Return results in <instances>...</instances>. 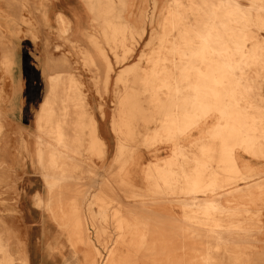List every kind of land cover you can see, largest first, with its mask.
Returning a JSON list of instances; mask_svg holds the SVG:
<instances>
[{"label":"bare ground","instance_id":"1","mask_svg":"<svg viewBox=\"0 0 264 264\" xmlns=\"http://www.w3.org/2000/svg\"><path fill=\"white\" fill-rule=\"evenodd\" d=\"M88 1L95 12L91 25L98 30V36L86 31L85 41L72 42L68 35L70 24L59 14L53 51L48 50L50 42H44L43 57L54 62L46 74V96L34 120V154L45 195L38 191L32 195L34 209L26 207L27 195H20L12 212L21 216L25 226L30 223L29 236L37 222L41 221L42 227L47 221L56 222L70 244L84 248L80 264H155L154 259L159 264H191L192 252L197 253L202 264H264V237L255 235L261 234L262 227L258 221L252 222L251 217L257 213L251 214L243 203L256 187H261L262 182L256 179L263 175L255 176V166L247 162L240 165L235 158L238 148L252 158H264V97H260L264 37L257 34L264 32V0H249L247 5L239 0H189L182 10L179 7L183 0H172V9L167 8L168 14L161 20L158 46L146 59L150 66L140 68L135 61L118 71L116 82L122 72L129 71L136 84L126 85L125 100H120L117 117L111 120L113 131L121 135L115 160L121 163L117 185L124 187L123 195L114 191L108 173L102 174L99 181L88 176L89 183L81 181L82 172L75 175L74 160L82 150L89 154L102 150L87 99L92 88L90 69L98 71L99 76L97 62L103 64L104 90L113 71L111 58L100 45L102 38L108 37L106 28H115L107 19L108 0L106 4L104 0H94V4ZM21 8L13 9L20 13ZM189 12L193 18L187 19ZM9 24L19 28L14 20ZM11 33L17 37L18 31L13 29ZM115 39L113 34L112 42ZM6 51L9 54L1 62L7 74L1 81L5 92L7 79L15 72V50L6 45ZM140 93L144 94L146 108L138 101ZM11 103L5 104L6 150L5 154L0 152L7 175L15 165L13 152L8 150L14 130L13 114L20 115ZM96 107L102 113L101 101ZM143 109L148 112L141 113ZM140 114L142 117H138ZM210 117L215 118L214 123L204 127ZM154 119L159 120V126L142 134L141 141L146 145L156 140L172 142V154L160 164L141 168L135 144L137 123ZM85 129L90 138L87 148L83 145ZM192 129L199 135L193 141L195 152L187 156L180 140ZM139 171L142 176L138 180ZM70 179L74 181L67 183ZM27 184L31 191L36 188L29 181ZM95 185L101 191L91 196L86 189ZM65 190L71 192L67 194ZM258 197L263 199L262 194ZM223 199H233L239 206H227ZM154 200L179 206L175 217L167 215L163 220L172 219L175 225L161 226L159 231L154 228ZM92 204H97L98 209L91 208ZM191 228L208 238L207 247L190 248ZM156 235L163 241L151 240ZM15 250L19 264L33 263L25 242ZM214 252L225 256L226 262L216 260ZM156 253V258L151 256ZM14 260L0 236V264H16Z\"/></svg>","mask_w":264,"mask_h":264},{"label":"rangeland","instance_id":"2","mask_svg":"<svg viewBox=\"0 0 264 264\" xmlns=\"http://www.w3.org/2000/svg\"><path fill=\"white\" fill-rule=\"evenodd\" d=\"M13 3L21 7L22 0H11ZM116 4L111 5L110 11H109V24L113 25L114 22L116 24L117 29L120 28L121 30H125V36L116 37L115 36V42H112V36H104L103 42H100V45H104L105 49L108 50L109 57L115 62L116 68H113V71L111 72V83L108 85V91L110 94V101H109V107H110V129L112 132V135L114 136V140L117 143L118 137H120V133L114 132L111 125L112 118L117 117L118 110L120 108V100H125V94H126V85L132 86V73L131 72H122L121 79L116 82V76L121 71L120 69H126L125 66L137 61L138 66L141 68H148L150 66V62H148L146 59L149 55H151L152 52L157 48L158 46V39L161 37L162 34V28H161V20L168 14L167 8L172 9L173 2L172 0H140L141 3L139 4H132V0H116ZM239 2L242 5H247L250 1L249 0H239ZM189 5V0H183V4L180 5L179 9H184V7ZM176 9H178L177 6H175ZM25 10H21L19 15L18 22H15L18 24L19 28H21L22 25H25L26 27L33 28L34 26H37L36 21H32L27 19L26 14L23 17L22 12ZM36 13L37 10H35ZM108 15V13L106 14ZM30 17V16H29ZM193 18V15L189 12L187 19ZM100 21V20H99ZM95 22V21H94ZM126 25H128L129 28H126ZM98 28H101V26H97ZM113 27H107V29H112ZM142 30L144 32H142ZM147 30V31H145ZM0 32V152L5 154V148L6 144L3 139V133L6 132L7 127V121L5 116L6 110H5V104L6 101L4 100L5 97V90L4 86L1 85V81H5V77L7 74L5 73V70L2 67L3 63L1 64L2 60L6 59L7 54H9L6 51V45L8 46L10 44V38H5L4 34ZM145 33L148 35L145 36ZM258 37H264L263 31H257ZM108 38V40H106ZM31 39H36V37H32ZM151 39V40H150ZM171 39V37H170ZM116 50L117 55L114 52ZM120 54V55H118ZM116 57H115V56ZM116 58L118 60H116ZM84 61H87L86 59ZM120 62V63H117ZM121 67V68H119ZM92 71V74L89 75V79L91 82V86L93 91L96 95H99L101 92V85L98 83V71L90 69ZM33 71V70H30ZM106 71V70H105ZM119 71V72H118ZM10 76H8L9 78ZM35 79L34 84L37 83V76L36 72H34ZM106 82V81H105ZM261 87L262 84L264 85V75L260 80ZM136 85V84H134ZM133 85V86H134ZM105 84L103 85V89L105 88ZM32 88L30 90L29 97H35L36 91H34V85H32ZM139 87H136V89ZM135 88L133 90H136ZM35 92V93H34ZM105 93L107 92V89L104 90ZM4 93V94H2ZM99 93V94H98ZM260 97H264L263 93H260ZM138 101L142 105V107L146 108V103L144 102V94H139ZM101 98V97H100ZM264 100V98H262ZM18 105L15 107L16 111L20 114L19 116H14L13 122V133L11 136H13V155H14V170H10V174L7 175L6 172V165H5V159L3 158L0 160V236L3 238L4 241L7 242L9 249L11 251V254H13L15 260L14 262L16 264H19L20 261L18 259V256L16 254V247L20 242L26 243V250L28 257L33 260L32 264H80L82 261L81 258V252L84 248L81 247V245H72L70 244V241L68 239V236L66 233H64L60 227L56 225V222L53 220L47 221L45 223V226L42 227V223L37 222L32 227V234L29 236L30 230L28 231V226L30 223H27L28 226H25L23 224L21 216L16 213L12 212L16 209V203L22 194V188H21V179L23 172L25 170V166L29 165V167H33V171L35 174L39 175L42 179V176L39 172V168L37 166V162L35 159V116L37 113V100L36 97L33 99H27L25 101L16 102ZM124 105V102L123 104ZM116 109V111H115ZM146 110H142L141 113H147ZM22 116V117H21ZM138 117H142V115H138ZM211 120V121H210ZM215 118L211 119L207 118L204 126H209L214 123ZM211 123V124H210ZM160 122L157 119H154L152 121H142L138 120L137 127H136V141L135 144H137V157L139 159V163L141 168L145 167L146 164H160L164 160H167L173 150V143H166L161 140H156L151 142L150 145H146L141 141V135L147 133H150L152 130L157 128L159 126ZM205 126V127H206ZM86 130V129H85ZM22 131H25L24 134H26L30 140H31V148L27 149L28 143L26 141V136L22 135ZM195 129L189 130L187 132L186 136L181 138L180 142L183 145V148L185 147L186 155L190 156L192 152H195L196 146L193 143L196 137H198V133L194 132ZM89 138V136H86ZM123 137V136H122ZM195 138V139H194ZM125 140V139H124ZM119 141V139H118ZM120 142V141H119ZM118 142V143H119ZM116 148V145H115ZM110 156H109V166L107 167V170L104 171L102 174L106 175L108 178L109 183L112 185V187L115 189L117 194L123 195L124 187L119 188L117 184L118 183V174L120 171V161L115 160V152L116 149L110 148L109 149ZM83 155H78L81 158H78L80 160V165L74 163L76 165L75 169V175L76 172L80 173L81 170H84L81 174V181L89 183L88 176L94 177L95 179H101V175L97 176L99 173L95 172L98 168V166L93 162V159L98 160L102 154L94 153L91 154L90 157H88L87 153L88 151L82 150ZM93 157V158H92ZM235 158H238L239 164L242 165L243 162H247L248 164L255 166V172H257L260 176L263 175L261 178H257L256 180H260L261 187H256L255 192L251 195L250 198H246L243 202L245 207H248L251 214H256V216L251 217L252 222L260 223V226L262 227V232H257L255 235L259 236L262 235L264 237V158H252V156L247 155L245 153H242L239 148L235 151ZM2 161V162H1ZM77 162V161H76ZM212 165L216 166L215 162H212ZM139 166V168H140ZM91 169L92 172L88 173V170ZM98 171V170H97ZM121 174H124L123 170L120 172ZM139 176L137 177L138 180L142 176V171H139ZM140 177V178H139ZM42 181V180H41ZM74 181L73 179L67 180L68 182ZM35 184H38L35 182ZM96 187H89L87 190V193H91L90 195L95 196L97 193H99L101 190ZM61 189V188H60ZM59 189V190H60ZM72 189V188H71ZM67 194L71 192V190H65ZM110 192V191H109ZM263 195V199L259 200V195ZM41 195H45L44 191ZM29 198V195H27ZM111 198V196H109ZM109 198V199H110ZM31 204L35 206V203L33 202V199H31ZM127 200H130V198H127ZM223 202L227 206H239L237 204V201L233 199H229L228 201H225L223 199ZM222 202V203H223ZM108 206V205H107ZM153 210H154V218L151 222L152 225H154V228L157 229V231L161 230V226H169L176 222H174L172 219L168 221H163L165 216L169 217H175L178 213L179 206L175 205L174 203L171 206L165 205L160 203L158 200L153 201ZM109 207H111L109 205ZM91 208L98 209L97 204H92ZM167 210V211H166ZM25 226L26 228L24 229ZM255 226V225H254ZM30 229V228H29ZM202 231L198 229H189V236L188 239L190 241V248L193 247L194 249H202L203 247H207L206 241L207 237L201 233ZM194 233V234H193ZM151 240H154L156 242L163 241V238H160L159 236H154L151 238ZM158 246V244L156 245ZM98 249H100L99 246H97ZM81 250V251H80ZM212 255L215 257L216 260L220 262H226V257L222 256L220 252H214ZM152 257H157L156 254H151ZM196 252L190 253L191 257V264H202V262L197 257ZM160 261L155 259L153 260V263L159 264Z\"/></svg>","mask_w":264,"mask_h":264},{"label":"crops","instance_id":"3","mask_svg":"<svg viewBox=\"0 0 264 264\" xmlns=\"http://www.w3.org/2000/svg\"><path fill=\"white\" fill-rule=\"evenodd\" d=\"M92 4L95 3L94 0H91ZM97 1V0H96ZM106 4V0H104ZM116 0H112L111 5L116 4ZM132 4H139L141 3L140 0H132ZM22 8L21 10H25L22 12L23 17L26 14V18L32 21L37 22V26L30 28L26 27L25 25H22L21 28H16L14 25L9 24L11 20H14L15 22H18L19 20V11H15L18 6H16L13 1L11 0H0V32H2L5 36V38H10V44L8 47H13L15 50L14 55V65H15V72L11 73L10 79H7V91L5 92L4 100L6 103L12 102L11 105H18L15 102L25 101L27 99H33L36 97L37 100V110H39L40 104L42 103L43 99L46 96L47 92V79L46 74L50 73L49 69L51 64H53V60H45V56L43 57L44 49H45V43L46 40L50 42L49 48L50 51H53L54 46L57 44V39H55V35L57 32L58 24H57V16L61 14L70 24V32L68 35L71 36L72 42H83L85 41L84 33L87 31V33L94 32L95 36H98V30L93 28L91 25V22L93 20V17L95 15V12L93 13L90 9V3L88 0H22ZM106 6L109 7L110 11V3L108 0V3ZM15 8V10L13 9ZM38 13H36V11ZM21 12V11H20ZM19 13V14H18ZM30 16V17H29ZM107 19L109 20V13L107 15ZM45 21H48L45 23ZM113 25H115V28L107 29L106 32L108 36H112L113 34L117 37L125 36V30H121L120 28L117 29L116 24L113 22ZM18 25V24H17ZM15 29L18 31L17 37H14V35L11 33V31ZM147 31V30H145ZM1 33V34H2ZM176 33H171L172 36H174ZM148 34L145 33V36ZM32 37H36V39H31ZM17 38V39H16ZM101 48L107 53L108 50L105 49L104 45H101ZM45 54V53H44ZM108 54V53H107ZM109 56V55H108ZM110 58V57H109ZM113 68H116L114 62L112 59H110ZM98 68L101 70L100 75L98 76L99 84L101 85V92L100 97L99 95H96L92 88H90V91L87 93L88 95V102L91 106L92 110V117L95 120V135L97 139H99L102 150H101V156L98 157V160L93 159V162L98 166L97 170L95 172L99 173L98 175H101L104 171L107 170V167L109 166V156L110 148L115 149L116 142L114 140V136L112 135L111 129H110V107H109V101H110V94L108 91V85L111 83V75L108 80L107 84V92H104L103 89V83H104V72L105 67L102 63L97 62ZM121 68V67H119ZM33 70V71H30ZM34 72H36L37 76V83L34 84ZM261 80V79H260ZM84 81H87V77L84 78ZM32 85H34V91H36V96L29 97L30 90L32 88ZM9 86V87H8ZM16 86V92H14V89ZM35 93V92H34ZM260 93L264 94V85L262 84V89ZM102 102V113L99 111V109L96 107L98 102ZM14 105V106H15ZM13 106V111L15 110ZM17 108V107H15ZM17 112V111H15ZM18 113V112H17ZM15 114H13V117ZM13 120V119H12ZM211 121V120H210ZM211 124V123H210ZM206 126V125H205ZM204 126V127H205ZM208 127V126H206ZM25 131H22V135L26 136V141L28 143V151L31 148V140L30 138L24 134ZM195 133H198V131H194ZM199 134V133H198ZM88 131L85 130L84 132V140L83 145L85 148H87L90 138H87ZM11 139V147L8 148V150H11L13 152V136L10 137ZM92 154V153H91ZM91 154L87 153L88 157L91 156ZM94 154V153H93ZM79 155H83L82 151L79 153ZM82 157V156H81ZM78 155L75 157L76 164L80 165V160L78 158H81ZM93 158V157H92ZM77 161V162H76ZM28 163L25 167V170L22 175L21 179V188H22V197H26V195H29V198L27 199V208L28 209H34V206L31 204L32 195L38 191L40 194L43 193L45 190V186L43 184V180L40 178L39 175L35 174L33 170L30 169ZM82 172L84 170H81ZM42 180V181H41ZM28 181L35 184L37 182L38 184H35L36 188L32 191L29 189ZM24 211H26L24 209ZM264 224V222H262Z\"/></svg>","mask_w":264,"mask_h":264}]
</instances>
